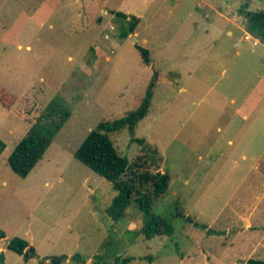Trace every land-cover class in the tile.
Masks as SVG:
<instances>
[{
  "label": "rangeland",
  "instance_id": "obj_1",
  "mask_svg": "<svg viewBox=\"0 0 264 264\" xmlns=\"http://www.w3.org/2000/svg\"><path fill=\"white\" fill-rule=\"evenodd\" d=\"M243 1L0 0V84L17 96L10 108L0 105V245L22 237L39 256L71 257L61 264H94L96 255L101 264L264 261V54L245 40ZM250 10H264V0H250ZM113 11L140 17L138 35L120 39ZM155 70L152 105L135 136L164 156L171 184L153 210L175 231L146 239L133 232L137 205L130 222L114 221L107 209L118 191L74 154L99 122L140 105ZM59 92L73 114L22 178L8 157ZM111 137L120 154L136 158L141 146L127 127ZM35 259L28 264H54ZM16 263L24 257L9 250L0 264Z\"/></svg>",
  "mask_w": 264,
  "mask_h": 264
},
{
  "label": "trees",
  "instance_id": "obj_2",
  "mask_svg": "<svg viewBox=\"0 0 264 264\" xmlns=\"http://www.w3.org/2000/svg\"><path fill=\"white\" fill-rule=\"evenodd\" d=\"M113 12L119 22V38L127 39L135 32L140 18L122 11ZM239 14L244 18L246 31L264 44V10H250V0H244L239 7ZM137 47L145 63L151 64L149 49L139 44ZM158 81L159 72L155 70L140 105L120 118L99 122L90 130L74 154L78 160L110 181L114 189L118 191V195L107 209L114 221L117 222L126 217L130 222L128 208L132 203L137 205L140 210L137 216L139 227L133 232L135 235H143L146 239L170 236L175 231V226L170 219L153 210L155 202L168 191L171 184V175L161 170L165 163L164 156L145 138L135 136L138 124L149 114ZM81 99L82 95L76 98L73 104ZM15 100L17 96L0 84V103L10 108L16 102ZM73 108L72 103L68 102L60 92L48 102L8 157V162L14 172L22 178L30 174L43 158L56 135L72 116ZM126 127L132 135V141L141 146L138 155L133 160L120 154L111 137V133ZM6 147V142L0 137V156ZM177 211L179 216H185L180 208H177ZM178 215L173 214L174 217ZM186 219L199 224L191 216H187ZM5 237V230L0 228V239ZM7 248L23 255L25 260L37 254L36 248L30 245L28 240L18 236L8 241ZM102 257V255H96L100 262L97 259L94 264H101ZM67 258L66 255L53 257L51 262L61 264ZM74 258L83 261L81 255H76ZM132 259L133 257L123 259L118 257L116 262L117 264H128ZM263 263L262 260H248V264Z\"/></svg>",
  "mask_w": 264,
  "mask_h": 264
},
{
  "label": "crops",
  "instance_id": "obj_3",
  "mask_svg": "<svg viewBox=\"0 0 264 264\" xmlns=\"http://www.w3.org/2000/svg\"><path fill=\"white\" fill-rule=\"evenodd\" d=\"M127 14H130V13H127ZM137 17H138V16H137ZM139 18H140V17H139ZM140 20H141V19H140ZM139 23H140V22H139ZM138 25H139V24H138ZM237 26H238L239 28H241V29L243 28L242 30L244 31V27H242V26H240V25H237ZM243 26H244V25H243ZM137 27H138V26H137ZM138 33H139V32H138V30H137V28H136L135 32H134L133 34H131L130 36H132V35H138ZM230 33H233V31L231 30ZM130 36H129V37H130ZM259 43L262 44V47H258L257 49H254V50H255V53H258V54H259V53L264 54V44H263L261 41H260ZM95 49H96L97 52H98V51H99V46H96ZM0 105L3 106L1 103H0ZM3 107L6 108L5 106H3ZM6 109H7V108H6ZM147 116H148V115H147ZM147 116H146V117H147ZM146 117H145V118H146ZM145 118H144V119H145ZM144 119H143V120H144ZM28 129H29V127L27 128V130H28ZM27 130H26V132H27ZM11 132H12V130H11ZM22 138H23V137H22ZM2 154H3V153H2ZM44 155H45V154H44ZM1 157H2V155L0 156V160H1ZM43 157H44V156H43ZM41 160H42V159H41ZM30 173H31V172H30ZM5 183H6V182L4 181L3 184H5ZM0 227L4 228V226H3L2 224H0ZM5 238H6V237H5ZM5 238H3V239H5ZM7 243H8V242H7ZM7 243H6V244H7ZM29 243H30V242H29ZM30 245H32V243H30ZM9 250H10V249L7 248V245H5V246L0 245V251H3L4 254H5V255H4V256H5V260H4V262L6 261V258L8 257V252H9ZM36 251L38 252L37 248H36ZM20 256H23V255H20ZM40 256H41L42 258H44V260H42V261L51 262V261L48 260V257H49V256H45V257L42 256V255H40ZM33 258H34V257H33ZM70 258H71V257L68 256L67 260H69ZM31 260H32V258H30V259H28V260H25V263H24V264H28L29 262H31ZM35 260H37V259H35ZM38 261H39V260H38ZM0 263H3V262H0ZM16 264H18V263H16Z\"/></svg>",
  "mask_w": 264,
  "mask_h": 264
},
{
  "label": "water",
  "instance_id": "obj_4",
  "mask_svg": "<svg viewBox=\"0 0 264 264\" xmlns=\"http://www.w3.org/2000/svg\"><path fill=\"white\" fill-rule=\"evenodd\" d=\"M37 260L42 261L44 260V258L40 257L38 254H35L34 256ZM53 259V257H48V260L51 261ZM5 260V256H4V252L0 253V262H4Z\"/></svg>",
  "mask_w": 264,
  "mask_h": 264
},
{
  "label": "built area",
  "instance_id": "obj_5",
  "mask_svg": "<svg viewBox=\"0 0 264 264\" xmlns=\"http://www.w3.org/2000/svg\"><path fill=\"white\" fill-rule=\"evenodd\" d=\"M250 39H254L255 40V43H257V42H259V39H257V38H255V37H253L252 35H245V40H250Z\"/></svg>",
  "mask_w": 264,
  "mask_h": 264
}]
</instances>
